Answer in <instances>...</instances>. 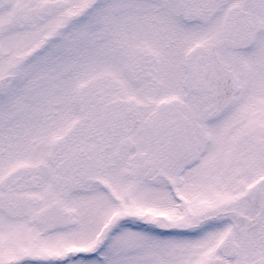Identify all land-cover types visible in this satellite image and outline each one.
<instances>
[{"label":"snow or ice","instance_id":"obj_1","mask_svg":"<svg viewBox=\"0 0 264 264\" xmlns=\"http://www.w3.org/2000/svg\"><path fill=\"white\" fill-rule=\"evenodd\" d=\"M0 264H264V0H0Z\"/></svg>","mask_w":264,"mask_h":264}]
</instances>
